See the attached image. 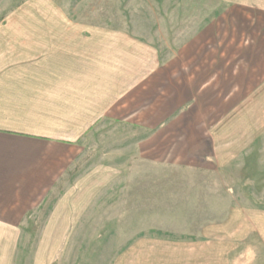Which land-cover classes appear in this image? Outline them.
<instances>
[{
    "label": "crops",
    "instance_id": "1",
    "mask_svg": "<svg viewBox=\"0 0 264 264\" xmlns=\"http://www.w3.org/2000/svg\"><path fill=\"white\" fill-rule=\"evenodd\" d=\"M67 1L29 0L18 8V18H12L9 0H0V264H17L19 236L52 197L33 264H54L58 240L52 244L51 237L71 235L74 213L83 214L84 205L92 202L88 195L76 192L74 183H67L63 194L57 195L83 155L80 144L92 129L120 122L140 121L152 127L170 124V106L166 104L160 112L151 99L137 119L132 106L135 95L126 90L142 76L150 77L144 81L147 92L153 93L158 85L170 82V70L153 67L154 61L146 62L147 57L144 65L138 56L144 52L139 46H144L120 30H107L105 20L91 21L75 14ZM209 56L216 60L218 54ZM199 64L180 69L186 75L180 82L186 91L196 86L198 75L202 82L197 91L264 93V72L242 73L235 80L216 68V63L204 69ZM262 99L258 94L257 102ZM236 118L240 119L231 121L232 128L226 125L221 134L217 126H211L208 136L194 118L177 119V123L185 122L179 137L185 141L184 150L151 143L145 155L149 161L169 155L170 167L209 176L208 184L215 189L218 173L235 170V159L253 146L264 125V116L256 117L253 127L247 118ZM173 130L171 126L162 129L157 139L159 135L162 140L172 139L169 132ZM232 195L222 200L215 196L202 199L208 210L220 202L222 212H204L193 197L192 219L198 221L193 232L185 228L178 240H151L147 247L155 243L168 251L177 249L179 258L185 255L192 264H246L260 244L264 248V198L257 200L258 205H235Z\"/></svg>",
    "mask_w": 264,
    "mask_h": 264
},
{
    "label": "rangeland",
    "instance_id": "2",
    "mask_svg": "<svg viewBox=\"0 0 264 264\" xmlns=\"http://www.w3.org/2000/svg\"><path fill=\"white\" fill-rule=\"evenodd\" d=\"M28 1L9 0L11 17L18 18V8ZM65 1L54 0L57 4ZM67 2L75 14L91 21L105 20L107 30H120L122 35L144 46H139L144 52L138 54L143 64L147 57L146 62L154 61L153 67L170 70V82L158 85L153 93L147 92L149 86L144 81L150 77L142 76L136 77L137 81L126 90L135 95L132 106L137 119L144 115L150 99L160 112L169 105L171 119L170 124L153 127L140 121L107 123L104 129L95 127L83 139L80 144L84 147L83 155L57 195L74 183L76 192L88 195L92 202L84 205L83 214L74 213L71 235L51 237L52 244L58 240L54 264H192L185 255L179 258L177 249L168 251L163 244L147 245L151 240H178L185 228L193 232L194 222H198L192 219L193 197L204 212H222L223 208L219 202L208 210L201 202L203 198L215 196L222 200L232 193L235 205L261 204L257 200L264 198V125L257 132L253 146L235 159L232 169L235 170L218 173L219 186L215 189L208 184L209 176L198 177L192 170L185 172L170 167L169 155L154 156V161H149L145 149L151 143L158 148L185 147V141L179 138L185 122L175 121L186 116L194 118L207 136L211 126L214 129L217 126L219 134L224 133L222 129L226 125L231 129V121L240 119L236 117L247 118L253 127L256 117L264 116V93L197 91L202 82L198 81V75L192 91H186L185 84H180L186 79L180 69L193 68L198 63L201 69L215 67L216 63V68L233 75L235 80L242 73L264 72V0ZM211 52L218 54L216 60L209 56ZM142 63L139 60L138 66ZM258 94L263 98L260 103ZM242 125L247 127L249 123ZM169 126L174 127L169 132L174 138L162 140L159 135L157 139L158 133ZM152 135L155 137L151 138ZM115 150L120 153L116 154ZM54 199L48 201L19 236L17 264H33ZM61 215L64 219L65 209ZM258 248L250 259L246 258V264H264V248L261 244Z\"/></svg>",
    "mask_w": 264,
    "mask_h": 264
}]
</instances>
